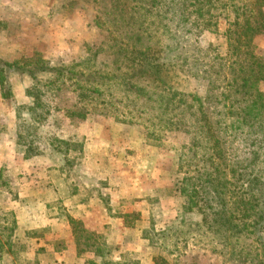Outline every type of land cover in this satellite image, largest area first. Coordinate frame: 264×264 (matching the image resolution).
<instances>
[{"label": "rangeland", "instance_id": "1", "mask_svg": "<svg viewBox=\"0 0 264 264\" xmlns=\"http://www.w3.org/2000/svg\"><path fill=\"white\" fill-rule=\"evenodd\" d=\"M209 1L198 6L209 22L197 19L196 5L169 13L184 19L178 30L188 63L168 80L200 98L209 118H235L252 100L247 92L264 94V79L249 76L253 61L264 65V28L244 38L260 0ZM141 3L153 15L151 0H0V61L20 65L7 72L11 96L0 91V264L53 263L66 249L47 224L56 219L76 247L64 264H155L159 257V264H235L204 238L195 225L201 215L183 210L185 198L174 190L179 158H189L183 126L154 140L143 121L117 119L121 107L78 97L68 80L53 76L44 85L50 75L26 73L38 63L69 65L99 47L98 59H107L123 25L143 15ZM28 90L39 93L40 106ZM228 126H217L227 140L221 145L241 148L225 136ZM182 167L191 173L189 162Z\"/></svg>", "mask_w": 264, "mask_h": 264}, {"label": "trees", "instance_id": "2", "mask_svg": "<svg viewBox=\"0 0 264 264\" xmlns=\"http://www.w3.org/2000/svg\"><path fill=\"white\" fill-rule=\"evenodd\" d=\"M261 1L255 3L254 22H249L251 17L244 21V38L251 39L253 31L264 28ZM200 3L201 0H151L153 15L141 3L138 9L143 15L139 14L135 23L129 20L123 25L120 40L114 44L117 48L107 59H98L102 50L99 47L92 55L69 65L38 63L37 70L26 67V73L31 78H36V73L50 75L44 85L68 80L78 97L121 107L123 117L119 115L117 119L129 118L127 121L133 124H138L133 120L143 121L142 126L151 132L147 136L154 140L171 127L183 126L190 137L189 158L185 162L180 156L179 163L183 166L189 162L192 169L189 174L182 172V166L175 171L174 190L185 198L182 209L196 210L201 215L195 225L203 228L204 238L235 264H264V169L260 166L264 155V94L259 90L247 92V99L252 100L245 105L246 109L243 107L235 118L234 114L226 113L217 120L209 118L200 98L190 99L168 80L171 73L185 72L184 65L188 63L184 37L178 30L184 19L181 14L182 18L175 19L169 13L196 5L197 19L209 22V15L201 16ZM258 61L251 66L252 79L254 76L264 79V65ZM19 66L0 61L2 98L11 96L7 72ZM247 82L249 79L243 76L241 85L247 86ZM27 93L33 96L35 106H40L39 93L29 90ZM221 125H229L230 134L226 132L225 136H232L231 144L239 141L241 148L228 150L221 145L227 143L220 138L217 126ZM198 195L203 198L201 203L196 200ZM161 233L165 235L164 231ZM1 244L0 259L5 243ZM158 259L163 261L161 257ZM158 259L155 264H159Z\"/></svg>", "mask_w": 264, "mask_h": 264}, {"label": "crops", "instance_id": "3", "mask_svg": "<svg viewBox=\"0 0 264 264\" xmlns=\"http://www.w3.org/2000/svg\"><path fill=\"white\" fill-rule=\"evenodd\" d=\"M47 224L49 226H51L52 230H56V234H55V231L53 232V239L57 240L59 243H63L66 247L65 251L63 250L64 252L63 251L60 252V254H58V256L55 257L56 259L53 260V263H50V264H64L63 261L66 259V257H65L66 252L70 258H73V256L75 255L76 247H75V244L73 243L72 233L70 230H66V229L60 230V227L66 228V226L68 227V225L66 224V226H64L65 225L64 222H58L57 219H56V221L49 220V221H47ZM44 226H46V225H44ZM68 229H69V227H68ZM59 231H61V232H59ZM46 238H49V237H46ZM41 264H47V263L41 262Z\"/></svg>", "mask_w": 264, "mask_h": 264}]
</instances>
